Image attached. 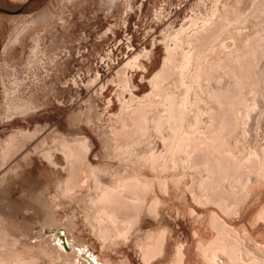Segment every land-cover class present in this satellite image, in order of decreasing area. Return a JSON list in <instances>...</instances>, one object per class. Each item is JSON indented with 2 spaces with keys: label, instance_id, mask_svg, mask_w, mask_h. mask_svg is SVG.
Wrapping results in <instances>:
<instances>
[{
  "label": "rangeland",
  "instance_id": "rangeland-1",
  "mask_svg": "<svg viewBox=\"0 0 264 264\" xmlns=\"http://www.w3.org/2000/svg\"><path fill=\"white\" fill-rule=\"evenodd\" d=\"M19 7L22 9L17 13L7 12L16 10ZM236 11H238V13L240 12V17L239 20L235 22L237 17ZM220 19L222 21L229 20L228 23H230V25L227 24L222 26L217 32H214L213 36L215 41L210 30H212L211 26L218 23ZM221 20L219 22H222ZM20 21L27 25L29 24V26L24 33V39H22L23 37L21 38L20 44H18V41V43L13 45L15 35H17L22 28V26L19 25ZM181 28L184 30L183 33L181 32V36H179L181 37V42L179 37L177 38L180 43L173 41V44L175 43V45H173L172 42H167L166 37H170L171 35V38H174L176 33L180 35V31L178 32V30H181ZM199 34L203 35L201 36L200 42H204L208 48V50L205 51L207 55L204 54L205 56L202 59V67H206L208 64H213L214 62L216 64L217 69L214 64V69L211 73L212 75L210 78L212 79H202L200 81L201 83L190 82L188 79L195 73L196 68L195 63L190 61L185 65L183 70V72L185 71V74L183 73L185 76L183 84L181 82L178 83L180 72H178V69H174L170 77H167V80H163L161 83L163 88L160 87L155 89V92V90L152 89L150 81L154 75L161 70L165 58L168 57L166 53L168 52L166 44L168 43L169 47H171L169 48L170 52L176 45L180 44V49H178L179 52L181 50L184 53H194L196 50L195 37ZM190 37L191 39H189ZM31 38L37 39L38 54L36 64L38 62L40 63L39 66H29V70L25 72L18 67L24 64L30 51L35 46V42ZM263 46L264 0H0V141L14 133V131L20 129L33 131L34 127L39 126L38 131L43 130L41 133L36 132L38 135L35 134V138L32 137L29 141V144L32 146L36 144L37 150L33 149L32 146L29 144L27 145L25 142L24 146L22 145L23 148L22 146L20 148L22 150L17 149L19 152L16 150V154H14L15 152L13 153L14 158L12 156L13 154L10 155L12 156V159H10L12 162L7 160L6 165L8 166L3 165L0 169L1 173V171H4V166H6L7 169L10 167H17L16 172H8L3 178L0 177V216L2 220L4 219L2 221L0 217V227L2 228L0 232H6L9 234L10 239L13 238L18 241L17 246L20 247H17L19 249L18 252H22L20 256L30 262V264H58L68 258L62 256L58 258L60 260L55 258L52 259L53 253L45 250L44 245L48 243V238H51L50 236L52 233H49L51 228L48 229L47 226H44V222H46L48 218H51V216L56 222L58 221L56 231H58L61 236L66 234L68 242L74 245V250H82L81 254L84 257H90L94 260L95 264H144L140 248L137 244H144L143 242L146 241L147 235L156 233L159 230L158 225H162L166 228L167 234L169 231L171 232L167 235L163 230L164 228L161 226V229L160 227L161 234L164 232V236L166 234V236L169 237L167 238L165 236V239L162 235L164 238H162V252L157 253V255L153 257L154 259L152 258L148 264H168L169 261L171 262L170 259H172L175 253L176 245L180 243L183 245H178V247L180 246L181 253L184 252V254L182 253L181 255L183 256V259L181 258L180 261L181 264H184L185 261L186 264H189V261H191L190 264H202L201 258H195L198 255V253H196V245L194 244L195 240L199 238L198 236L202 237L201 235H203V233L208 236L206 237L203 235L204 237L202 238L204 239L213 236L215 231L226 221L230 222H226V224L231 225V229L229 225L225 226L226 224H224V226L230 229V231L232 227H235L233 229L234 232L236 231V233H239L242 238L239 235L238 237L240 238H238L236 233L235 237L240 241L242 240L241 243H245L243 245L248 244L247 246L250 248H257L259 246L263 248L264 224L260 222L261 219L257 218V220H254V218L257 217L255 216L256 212L264 206V181L262 182L263 179L260 178L256 179L257 176H255L254 167L250 169V166H244V172H240L242 168H240V171L238 170L239 168L234 170V166L231 164L234 156L237 157L236 159H243L251 152L264 151ZM241 47L243 49H241ZM43 53L45 56H43ZM172 54L174 55L175 53L173 52ZM49 56H58V58L55 59L56 66L54 68L48 64ZM176 56L174 57V62L172 61L171 63L172 65L179 61V56ZM134 58H137V65L139 67L125 68L126 63L132 61ZM237 58L240 60L239 64ZM31 60H33V58H31ZM219 60L225 61L226 63L224 64L220 61L221 64L224 65L219 67L221 66ZM61 61L65 63L63 66L60 65ZM42 62L44 64L41 66ZM13 68L18 73H16ZM12 70L14 72H12ZM24 73L25 75H23ZM13 75L18 78V81H20L21 78L22 80L26 79L24 82L21 80V82H23V91L27 92V96L30 97V100L32 99L31 102L39 108H37L33 114L30 113V115L24 116L23 118L15 117L11 120H4L1 116L4 109L3 88L4 85L5 87H8L7 85L9 84L11 85V80L15 78ZM23 77L26 78L24 79ZM16 78L15 80H17ZM121 78H128L129 83L127 81V90L123 89L125 87L120 83ZM239 80L243 84L240 83ZM64 82L67 83L64 84ZM168 86L169 91L173 92L177 97L181 98V96L184 95L182 98L187 96V100L188 98L193 100L195 97L193 95L198 94L200 98L197 99V102L202 110H206L207 106L211 105L212 98L209 94L212 92L216 93V98H219L218 101H225V97L229 98L232 91L238 92V94H236L238 96L237 99L234 98L235 101L242 99V96H245V100L248 99L247 103L249 104L246 103L247 105L244 99L240 102H244L242 104H245L247 107L249 105V109L247 108L249 115L246 113L244 117L245 120L244 118L242 120V116L235 111L237 105L231 98H229V100L232 102L231 106L233 108L235 106L234 109L229 106V111L227 110L228 108L223 105L227 108L224 110L225 114H227L224 115L223 113V118H228V120L226 118V121H224L226 122L225 129L228 131H225L227 135L226 138H229L226 141L228 144H233L232 138L234 135H238V141L240 142V144L238 142L239 149H231L232 152L230 151V153L233 154V156L231 155L230 159L224 154L221 160L223 154L218 152V157V155H216L218 153L215 150V153H212L213 150H210L211 152L209 151L208 153H202L201 151L202 155L200 152L198 156L196 154H191L187 165L185 163L182 164V168H180V166L173 167L168 161L173 150L168 149V153L170 152L168 154L167 148L163 146L162 141L153 133L149 135V139H147L148 141L144 146L133 147L129 144L130 146H128V148L130 147L131 151L130 149L128 152L125 150L126 144L124 143H127V141L123 139L122 136L116 134L117 129H120V120L123 117L121 115L126 116L130 107L135 106V103L138 104L150 98L149 96L153 91L156 94L162 89H168ZM241 86L244 87H242L243 90L241 89V93H239V87ZM31 87H33V90ZM184 87L189 88V91L185 92L187 88ZM212 88L215 89L213 90ZM211 89L213 90L212 92L210 91ZM216 89L217 91H215ZM226 89L227 93L225 91ZM228 89L231 90V92L228 91ZM33 91L34 93L31 95ZM180 91H183L186 95ZM228 92L230 94H228ZM232 95L236 97L235 94ZM259 99H262V101ZM225 102L223 103L225 104ZM251 102L255 104V108L250 104ZM260 102H262L261 105ZM231 110L236 112L235 117ZM247 118L249 119L247 120ZM201 119V125H203L206 121V116H202ZM243 121H247L245 126H243L245 123L242 125ZM112 133H115V136ZM166 133L167 132H164L163 134L167 136ZM59 136H62V139H60ZM63 138L70 142L85 138L87 144H89V150L86 152V162H88L89 165L88 163L80 165L81 168L83 167L82 169H84L85 175L88 174L87 176L89 177L87 178L89 180L87 178H85L87 180H83L82 176L80 177L77 175L76 179L79 181V186L70 194V198L63 197L61 193L65 188L64 184H66L68 178V172L64 170V168L61 169L64 167L65 163L63 155L58 150L60 147H58V145L61 140H64ZM112 139L118 141H115V143ZM114 144L117 146H114ZM118 144H121L119 148ZM121 146H123V148ZM28 148L32 155L27 151ZM140 149L142 151H140ZM143 149L148 153H155L159 158L161 157L162 162L167 160L164 162L166 163V170H159L157 167L144 169L140 166L139 162L136 163L134 155L144 153ZM47 150L51 151L52 158L55 160L57 166L49 164L41 156L40 153ZM112 150L113 152L115 151V155H122L116 158L115 155L111 153ZM27 152H29L28 155L26 154L27 156L25 155L26 157H23L24 153ZM129 152L132 153L130 154ZM19 153H23V155ZM210 153L214 154V156L211 154L212 157ZM206 154L208 155L206 156ZM209 156H211L212 159ZM22 158L25 161H23ZM118 158H121L120 160H124L125 162H121ZM219 158L220 160L216 162V159ZM13 159L17 162L13 163ZM196 160L197 162H195ZM191 162L194 164L191 165ZM215 162L219 164L211 165L214 167V169H212L213 167H211L210 164ZM223 163H225L226 166ZM131 164L135 165L133 166ZM203 164L205 166L208 165L210 168H208L211 173V175L208 173V176L210 175L209 178L205 176L206 172L203 174L205 170L200 168ZM195 166L197 169H195ZM231 166H233V168ZM192 167L194 169H192ZM198 168L202 170L200 171L201 173ZM247 169L249 170V174L246 173L248 171ZM92 170H94L93 173L97 175H92ZM95 170L97 171L95 172ZM108 170L111 171L109 172ZM194 170L198 171L201 174L199 177L202 176L201 178H203L199 186L196 185L198 182L197 178H199L197 176L198 172H195V175ZM213 170L214 173L212 172ZM217 170H219V172ZM250 172L252 173L250 174ZM235 173H237L236 177L240 180V183L236 185L238 187L241 185L238 188L239 190H237L234 185L236 183L232 178ZM242 174L245 175L243 176ZM132 176L147 182L151 186V188L148 189L150 192H147L148 195L146 194V203L152 201L150 199L152 196H155L159 200L162 198L161 201H163L159 202L158 200V206H155L157 207V209H155L156 212L150 211L145 213L140 211L138 213L139 215L137 216L140 217L139 219L141 221H138V218L136 220L139 223H137V221L134 223L135 219L131 221L128 229L130 233H128L129 235L127 233L125 234L126 236L122 238L124 241L122 239L121 241L117 239L115 243H113V246L112 243H104V246V244L100 243L94 236L92 228L88 225L86 219V215L89 213L88 207L86 208V200H89L91 196L93 197L96 191L94 179H98L103 183H110L112 181L117 182L116 180L118 178L123 179ZM226 176L232 178L234 184L232 183L231 185V180L227 179ZM177 177L179 179L176 183L178 186L176 184L171 185L173 179ZM204 177H206V179L212 177L213 179L211 178L206 181ZM254 178L257 181H261L259 182L260 185L259 183L257 184L259 185L258 187L254 184L257 183ZM108 179L110 181H108ZM143 179H147V181ZM194 179L197 180L196 183ZM241 179L243 180L242 183ZM248 179L254 180L252 181L254 185L251 184L253 187H250V184V186L248 185L250 188L249 190L247 189L248 187H246V185L250 183ZM224 180H226L225 183L227 181L228 183L225 184ZM209 181H211V183H209ZM163 182H166V187L162 186L164 185L161 184ZM221 182L224 183L223 185L229 186V188L224 187ZM202 183L205 186H202ZM229 183L231 187L233 186L232 189L235 187V190H231L230 185H228ZM219 184H221L222 188L224 187L223 189H226L222 192L223 189L219 186L220 192L223 194V196H221L224 198L227 196L228 200L227 197L226 200L229 204L223 199L225 204L221 203L222 200L218 197L221 202L219 201V204L217 199L216 203H218L216 204V208L218 209L220 206H223V209L221 207L220 212H222L220 213L218 211L217 214L215 211L216 205L213 207L210 206V204L217 198L215 193L219 192L217 188ZM244 185L245 187H243ZM197 187H199V189H197ZM160 188L164 192L161 190L159 191ZM200 188H202V190ZM206 188L207 190H211V188L212 190L214 189L212 193L206 191L208 195H205L211 196L215 194L214 196L216 198L214 196L210 197V200L215 198L212 202L208 199L209 197H206L207 201L205 197L202 198ZM245 188L248 192L251 188H255L252 189L253 191L255 190V192L251 191V193L247 194V192L245 193ZM241 189L243 190L241 191ZM170 190H174L175 192H170ZM197 193L198 195L203 194L202 196L200 195L199 198L205 201L194 199ZM225 193L226 195L224 196ZM243 193L247 194V201L243 200L245 198ZM80 198L84 199L81 200ZM83 200H85L86 203ZM238 200H241V202ZM202 202L206 203L203 204ZM207 202H209V204H207ZM241 203L245 205L243 206ZM222 204L226 205L227 208L226 206L224 208ZM234 205H236L237 208L238 206L241 207L240 210L235 207L237 209H235V214L231 211L234 210L232 208ZM85 208L88 210V213L84 212L87 211ZM211 209L213 211H211ZM225 209H227V211H225ZM228 210L231 212L230 215H228ZM223 211L228 213L224 215ZM237 211L240 212L238 213ZM154 212L159 213L158 216L156 214L157 218ZM212 212L218 215H215V217L217 216L218 221L222 220V223H217L218 221L215 220L216 225L209 224L208 227L213 226V229L212 227H209V229L206 226L208 224V222L206 224V221L209 215L213 214ZM236 212L238 214H236ZM194 213L198 216V219H203L200 220L201 224L196 218L192 220L195 216ZM254 221H257V223L255 222L254 224ZM1 222L4 223L2 224ZM67 224L72 226H67ZM241 226L243 228L242 230ZM214 228L215 231L213 233L211 231L214 230ZM236 228H240L241 231H237ZM194 230H197V232H195L196 235L193 233ZM132 232L134 233L131 234ZM231 232L234 233L233 231ZM133 235L135 236L133 237ZM247 235L248 237H246ZM250 237L251 240H249ZM57 238L59 245L63 248V244H66L65 241L60 237ZM248 240L250 243L247 242ZM57 241L53 243L55 244ZM64 250L67 253L70 252L67 250V247ZM193 251H195V253H193ZM190 254H193L192 257ZM30 257L34 261L30 260ZM68 260L69 264H73L69 258ZM80 263L89 264L83 258H80L79 264Z\"/></svg>",
  "mask_w": 264,
  "mask_h": 264
},
{
  "label": "bare ground",
  "instance_id": "bare-ground-1",
  "mask_svg": "<svg viewBox=\"0 0 264 264\" xmlns=\"http://www.w3.org/2000/svg\"><path fill=\"white\" fill-rule=\"evenodd\" d=\"M255 2V1H254ZM242 12V11H241ZM236 13H237V17H236V19H235V22L236 21H238L239 20V15H240V12L238 13V11H236ZM241 15H243V14H241ZM228 18V17H227ZM233 18V17H232ZM226 19V18H225ZM248 19H249V17H248ZM221 20V19H220ZM219 20V21H220ZM218 21V23H216V24H214V26H211L212 27V30H210V33H211V35L213 36V34H214V32H217V30L220 28V27H222V26H225V25H230V23H228L229 22V20H225V21H222V22H219ZM33 22V21H32ZM211 22V21H210ZM34 24V23H33ZM212 24V23H211ZM19 25H21L22 26V28L20 29V31H19V33H17V35H15V38H14V41H13V45L14 44H16V43H18V41H19V43L18 44H20V41L22 40V39H24V33H25V31L28 29L27 27L29 26V24L27 25L26 23H24V22H21L20 21V23H19ZM31 25H32V23H31ZM237 25V24H236ZM207 27V26H206ZM30 28V27H29ZM193 28V27H192ZM207 29V28H206ZM211 29V28H210ZM181 30H182V28H181ZM178 30V32L180 31V35H179V33L177 34L176 32V35H174V38H171V35H170V37H166L165 39L167 40V42L168 41H170V42H172V44H173V41H176L177 43L179 42L178 41V38L177 37H179V36H181V34L183 33V31L184 30ZM182 32V33H181ZM204 32V31H203ZM222 32H223V30H222ZM174 33V34H175ZM208 33V32H207ZM206 33V34H207ZM172 34V33H171ZM202 34V33H201ZM173 35V34H172ZM208 35V34H207ZM218 35V34H217ZM201 36H203V35H198V36H196L195 37V42H196V50H195V52L194 53H184V52H182L181 50H180V52L178 51V49H180V44H178V45H176V47L174 48V49H172L171 50V52H170V50H169V48H171V47H169V44L167 43L166 45V49H167V51L168 52H166L167 53V58H165V60H164V62H163V65H162V68H161V70L157 73V74H155L154 75V77L151 79V81H150V84L152 85V89L153 90H155V89H158V88H160V87H162L163 88V86H161V83L163 82V80L165 81V80H167V77L169 78L170 77V75L172 74V71L174 70V69H178L179 71L178 72H180V77H179V81H178V83L179 82H181L182 84H183V81H184V79H185V76H184V72H183V70H184V67H185V65L188 63V62H194L195 63V66H196V68H195V73L193 74V75H191L190 77H189V79L188 80H190V82H193V83H199L202 79H209L210 77H211V73H212V71H213V69H214V64H215V62L213 63V64H208L206 67H202V59L204 58V54H206V50H208V48H207V45H205L204 44V42L202 43V42H200V40H201ZM211 36V37H212ZM23 37V38H22ZM173 37V36H172ZM193 37V36H192ZM205 37V36H204ZM207 37V36H206ZM22 38V39H21ZM180 38V42H181V37H179ZM34 42H35V46H34V48L30 51V54L28 55V57H27V59H26V61L24 62V64L21 66V67H18L19 69H21V70H23V71H25V72H27L28 70H29V66H39V63L40 62H38L37 64H36V62H37V60H36V58H37V54H38V48H37V39L36 38H31ZM30 39V40H31ZM189 39H191V37L189 38ZM211 39V38H210ZM213 39L215 40V38H214V36H213ZM205 40V39H204ZM189 41V40H188ZM187 41V42H188ZM209 41V40H208ZM216 41V40H215ZM25 42V41H24ZM179 42V43H180ZM211 42H212V39H211ZM22 44H24V43H22ZM171 44V45H172ZM186 44V43H185ZM207 44V43H206ZM10 45V44H9ZM8 45V46H9ZM173 45H175V43L173 44ZM242 46V45H241ZM245 46V45H244ZM11 47H12V43H11ZM208 47H209V45H208ZM264 47V46H263ZM195 48V47H194ZM207 48V49H206ZM241 49H243L242 47H241ZM194 51V50H193ZM175 53L174 55L172 54V53ZM146 54V53H145ZM176 55H178L179 56V61H178V63H174V65H172L171 63H172V61L174 62V57L176 56ZM207 55V54H206ZM43 56H45V54L43 53ZM50 58H48L49 60H48V64L50 65V66H52L53 68L56 66V60L55 59H57L58 58V56H49ZM137 57V56H136ZM177 57V56H176ZM31 58H33V60H31ZM217 58V57H216ZM243 58H245V57H243ZM237 60H239L238 58H237ZM243 60V59H242ZM241 60V61H242ZM221 60H219V62H220ZM231 61V60H230ZM221 62H223L224 64L226 63L225 61H221ZM221 62H220V65L221 66H219V67H222V65H224V64H221ZM237 62V61H236ZM239 62H240V60L238 61V64H239ZM243 62V61H242ZM137 63H138V60H137V58H134L132 61H129V62H127L126 63V65H125V68L126 67H139L138 65H137ZM34 64H36V65H34ZM44 63L42 62V64H41V66L43 65ZM65 63L63 62V61H61V64L60 65H64ZM190 64V63H189ZM219 67H218V69H219ZM238 67V66H237ZM240 67V66H239ZM215 68H216V64H215ZM226 68V67H225ZM241 68V67H240ZM239 68V69H240ZM17 69V68H16ZM18 69V70H19ZM194 69V68H193ZM217 69V68H216ZM238 69V70H239ZM13 70H15L14 68H13ZM12 70V72H14ZM124 70V69H123ZM223 70V69H222ZM241 70V69H240ZM16 71V70H15ZM247 71V70H246ZM11 72V73H12ZM176 72V71H175ZM174 72V73H175ZM16 73H18L17 71H16ZM20 73V72H19ZM23 73V72H22ZM21 73V74H22ZM184 73V74H183ZM20 74V75H21ZM176 74H177V72H176ZM246 74V73H245ZM16 75V74H15ZM15 75H13L15 78H16V76ZM23 75H25V73L23 74ZM175 75V74H174ZM179 75V74H178ZM20 77V76H19ZM15 78H13V80H11V85L9 84V85H7L8 87H5V85H4V88H3V93H4V109H3V113H2V118L4 119V120H11V119H13V118H15V117H24V116H27V115H30V113H32L33 114V112H35L36 110H37V108H39V107H37L35 104H33L32 102H31V100H30V97H28L27 96V92L26 91H23L24 89H23V87H22V84H23V82L26 80L24 77V79L25 80H22V78H21V80L23 81V82H21V80L20 81H18V78H16L17 80H15ZM166 78V79H165ZM172 78V77H171ZM235 78V77H234ZM242 78V77H241ZM94 79V78H93ZM210 79H212V78H210ZM96 80V79H95ZM178 80V79H177ZM176 80V81H177ZM127 81H128V78L126 79V78H121L120 79V83L123 85V87H125V88H123L124 90H127ZM33 82H35V81H33ZM171 82V81H170ZM217 82V81H216ZM239 82L240 83H242L240 80H239ZM65 83H67V82H64V84ZM128 83H129V81H128ZM167 83V82H166ZM201 83V82H200ZM205 83H206V81H205ZM210 83V82H209ZM239 83V84H240ZM27 84V83H26ZM29 84V83H28ZM32 84V83H31ZM172 84V83H171ZM243 84V83H242ZM241 84V85H242ZM30 85V84H29ZM33 85V84H32ZM31 85V86H32ZM35 85H37V84H35ZM89 85V84H88ZM92 85H93V83H92ZM179 85V84H178ZM235 85V84H234ZM238 85V84H237ZM180 86V85H179ZM205 86V85H204ZM207 86V85H206ZM240 86V85H239ZM245 86V85H244ZM244 86H241V87H239V89H240V92L239 93H241V89H242V87H244ZM25 87V86H24ZM39 87V86H38ZM173 87V86H172ZM182 87V86H181ZM189 87V86H188ZM27 88V87H26ZM25 88V89H26ZM30 88V87H29ZM28 88V89H29ZM33 87H31V89H32ZM40 88V87H39ZM184 88H187V87H184ZM183 88V89H184ZM211 88V87H210ZM183 89H181V90H183ZM195 89V88H194ZM213 89V88H212ZM210 90L211 92L215 89H213V90ZM219 89H221V88H219ZM230 89V88H229ZM228 89V91H230L231 92V90H229ZM33 90V89H32ZM152 90V91H153ZM174 90V89H173ZM176 90V89H175ZM185 90V89H184ZM183 90V91H184ZM243 90V89H242ZM178 91V90H177ZM183 91H180V92H182V93H184ZM189 91V88H187L186 89V91L185 92H188ZM201 91V90H200ZM215 91H217V89L215 90ZM226 91V93H227V89L225 90ZM239 91V90H238ZM36 92V91H35ZM155 92H156V90H155ZM155 92L153 91L152 93H151V95L149 96L150 98H146L147 100H145V101H142V102H140V103H135L136 105L135 106H133V107H130V109H129V111H128V109H127V111H128V113H127V115L125 116V115H121V116H123L122 118H121V125H120V129L118 130L117 129V131H116V134H118L119 136H122V138L123 139H125L126 141H127V143L125 142L124 144H126L125 146H126V149H125V147H124V149L128 152V150L130 149V147L128 148V146H130V145H132L133 147L134 146H144L145 144H146V142L148 141L147 139H149V135L151 134V133H153V134H155L157 137H158V139H160L161 141H162V143H163V146H165L166 148H167V153H168V149H170V150H173L172 151V153L170 154V156H169V159H168V157H167V159H168V161H169V163H171L172 164V166L173 167H179L180 166V168H182L181 167V165L182 164H186L187 165V162H188V159H190V156H191V154H196L197 156L199 155V152H200V154H201V151H202V153L203 152H209L210 150L212 151H216L217 153L219 152V153H222L223 154V156L221 157V160L223 159V157H224V154L226 155V156H228L229 157V159L231 158V155L233 156V154H231L230 153V151L232 152V150L233 149H237L239 146H238V135H234V137L232 138L233 140V144L232 143H227V141L226 140H228L226 137H227V135H226V133H225V131H227L226 129H225V124H226V122H224V121H226L225 119L227 118L226 116H224V117H226V118H223V113H224V115H226L225 114V108L227 109V110H229L230 111V108L232 107L231 105V100H233L234 101V103L237 105V107H236V109H235V111L237 112V113H239V115L240 116H242V120H243V118L245 117V115H246V113L248 114V107H249V105H248V107L246 106L247 104H249V103H247V100H245L244 99V97L245 96H242V99H240L239 101H235V99H237V95L236 94H238V92H233L232 91V93L230 94L229 92H228V94H230L229 95V98H231V100H229V98H228V100H227V98L225 97V101H229V102H225V101H218L219 100V98H216V96L217 95H215L216 93L215 92H212V93H208L209 95H210V97L212 98V100H211V105H208L207 106V108H206V110H202L201 109V107H199L198 106V100L197 99H199L200 97H198V94H195V95H193V96H195L194 97V99L193 100H190L189 98H188V100H187V96H185L184 98H182L183 96H181V98L180 97H177L173 92H171V91H169V86H168V89L167 88H165V89H162V90H160V92L159 93H156L155 94ZM193 92V91H192ZM29 93H30V91H29ZM32 94L31 95H33V93H34V91L33 92H31ZM26 94V95H25ZM131 94V93H130ZM179 94V93H178ZM185 94V93H184ZM202 94V93H201ZM208 94H205V95H208ZM219 94V93H218ZM227 94V95H228ZM232 94H235L236 95V97H233L234 95H232ZM180 95H181V93H180ZM186 95V94H185ZM231 95H232V97H231ZM159 96V97H158ZM220 96H222V95H220ZM219 96V97H220ZM225 96H226V94H225ZM240 96H241V94H240ZM263 96V95H262ZM33 97V96H32ZM203 97V96H202ZM208 97V96H207ZM264 97V96H263ZM33 98H35V97H33ZM224 98V97H223ZM233 98V99H232ZM235 98V99H234ZM262 98V97H261ZM221 99V98H220ZM239 99V98H238ZM243 99L245 100V104H242V103H244V102H242V103H240L241 101H243ZM263 99V98H262ZM262 99H259V100H261L262 101ZM190 100V101H189ZM210 100V99H209ZM258 100V99H257ZM34 101V100H33ZM252 101V100H251ZM223 102H225V104L223 103ZM250 102V101H249ZM233 103V104H234ZM237 103H239V104H237ZM256 103V102H255ZM127 104V103H126ZM253 107L255 106V104L253 103V102H251L250 103ZM254 104V105H253ZM262 104V102H260V105ZM123 105V104H122ZM223 105H225V106H223ZM238 105H239V107H238ZM132 106V105H131ZM229 106H230V108H229ZM124 107V106H123ZM251 107V106H250ZM253 107H251V108H253ZM234 108H235V106H234ZM233 107H232V109H234ZM248 108V109H247ZM255 108V107H254ZM205 109V108H204ZM126 110V109H125ZM252 110V109H251ZM259 110V109H258ZM224 111V112H223ZM247 111V112H246ZM259 111H261V110H259ZM124 112V111H123ZM226 112H228V111H226ZM231 112H233V115H234V117L236 116V112H234V110L232 111L231 110ZM252 112V111H251ZM203 114H205V115H203ZM261 114V113H260ZM249 115V114H248ZM248 115H247V117H248ZM202 116H206V121H205V123L203 124V125H201V123H202V119H201V117ZM249 118H247V120H248ZM227 120H228V118H227ZM244 120H245V118H244ZM119 121V122H120ZM238 121V120H237ZM236 121V122H237ZM235 122V121H234ZM233 122V123H234ZM247 122V121H246ZM246 122H244L243 121V123H242V125L243 126H245L246 125ZM227 124H228V121H227ZM236 124V123H235ZM239 124V123H238ZM236 126V125H235ZM38 127V128H37ZM37 127H34V129H33V131H26V130H17V131H14V133H12L11 135H9V136H7V137H5V138H3L1 141H0V169L2 168V166L3 165H6V161L7 160H10V159H12L11 157L13 156V158H14V154H16V150L17 149H19V150H22V149H20L21 148V146L23 145L24 146V143L26 142L27 143V145L30 143L29 141H30V139H32V137H34L35 138V134H37L38 135V133L40 132L41 133V131H43V130H39L38 131V129H39V126H37ZM117 128V127H116ZM226 128H227V125H226ZM40 129H41V127H40ZM43 129V128H42ZM115 129V128H114ZM113 129V130H114ZM36 132H38V133H36ZM164 132H167L166 134H167V136H165L163 133ZM228 132V131H227ZM113 135L115 134V133H112ZM36 135V136H37ZM247 135V134H246ZM115 136V135H114ZM113 136V137H114ZM152 136V135H151ZM151 136H150V138H151ZM229 136V135H228ZM60 137V139H62V136H59ZM112 137V136H111ZM230 137V136H229ZM115 138V137H114ZM113 138V139H114ZM117 138V137H116ZM1 139V138H0ZM64 139V138H63ZM112 139V140H113ZM36 140V139H35ZM28 141V142H27ZM114 141V140H113ZM116 141V140H115ZM114 141V142H115ZM118 141V140H117ZM116 141V142H117ZM120 141V140H119ZM35 142V141H34ZM115 142V143H116ZM129 142V143H128ZM119 143V142H118ZM120 143H123V142H120ZM149 143V142H148ZM32 144H33V141H32ZM130 144V145H129ZM239 144H240V142H239ZM30 145V144H29ZM88 145L89 144H87V142H86V139L85 138H83V139H79V140H74V141H66V139H64V140H61L60 141V144L58 145V147H59V151H60V153L63 155V158H64V163H65V165H64V167H62L61 169H63L64 168V170H66L67 172H68V178H67V181H66V184H64V186H65V188H64V190L61 192L62 193V195H63V197H66V198H70L71 196H70V194H72L74 191H75V189H77V187L79 186V181H77V179H76V177H77V175H79L80 177L82 176L83 177V180H87L88 178L87 177H89V176H87L88 174H86L85 175V171H84V169H82L81 167H80V165H82V164H85V163H88V162H86V152H88ZM119 145H121V144H118V148H119ZM242 145V144H241ZM23 146H22V148H23ZM30 146H32V145H30ZM29 146V147H30ZM114 146H117V145H115L114 144ZM124 146V145H123ZM123 146H121L122 148H123ZM131 146V147H132ZM33 149H36L37 150V147H36V144H34L33 146ZM36 147V148H35ZM116 148V147H115ZM147 148V147H146ZM240 148V147H239ZM238 148V149H239ZM243 148V147H242ZM32 149V148H31ZM30 149V150H31ZM114 149V148H113ZM232 149V150H231ZM19 150H17L18 152H19ZM27 150V149H26ZM119 150V149H118ZM121 150V149H120ZM138 150H139V148H138ZM243 150V149H242ZM27 151H29V148H28V150ZM33 151H35V150H33ZM126 151H125V153H126ZM130 151H131V149H130ZM140 151H142L141 149H140ZM143 151H144V149H143ZM166 151V150H165ZM210 151V152H211ZM212 151V153H215V151L213 152ZM238 151V150H237ZM240 151V150H239ZM15 152V153H14ZM23 152V151H22ZM30 152V151H29ZM29 152H27V153H24V155H23V153L21 154V153H19V154H21V155H23V157L27 154L28 155V153ZM123 152H124V150H123ZM132 152L134 153V151H133V149H132ZM131 152V153H132ZM14 153V154H13ZM33 153H36V152H33ZM111 153H113L114 155H115V151L113 152V150H112V152ZM130 153V152H129ZM130 153V154H131ZM137 153H138V151H137ZM170 153V152H169ZM168 153V154H169ZM204 153V154H205ZM212 153H210V155L212 154ZM219 153L218 154H216V155H218V157H219ZM241 153V152H240ZM13 154V155H12ZM30 154H31V152H30ZM41 154V156L49 163V164H52V165H56V162H55V160H53V158H52V154H51V151H49V150H47V151H44V152H41L40 153ZM124 154V153H123ZM128 154V153H127ZM203 154V155H204ZM10 155H12V156H10ZM26 155V156H27ZM32 155V154H31ZM122 155V154H121ZM121 155H115V157L117 158V157H119V156H121ZM129 155V154H128ZM202 155V154H201ZM208 154H206V156H207ZM213 156H214V154H212ZM211 155V156H212ZM25 156V157H26ZM161 156H163V155H161ZM164 156H165V153H164ZM211 156H209V157H211ZM212 156V157H213ZM10 157V158H9ZM15 157H17V156H15ZM114 157V156H113ZM134 157H135V162L137 163V162H139L140 163V166L142 167V168H155V167H157V168H159V170H166L165 169V167H166V163H164V162H166V161H161V157L159 158V156H157L155 153H148L147 151H144V153H139V154H135L134 155ZM194 157H196V156H194ZM212 157H211V159H212ZM217 157V156H216ZM239 157V156H238ZM29 158V157H28ZM31 158V157H30ZM122 158V157H121ZM121 158H118L119 160L121 159ZM165 158V157H164ZM192 158V157H191ZM237 157H235L234 156V159H232L233 161H232V163L231 164H233V166H234V170H236V169H238L239 171H240V168H242V170L240 171V172H242L243 171V168H245L244 166H250V169H252V167H254L255 169H254V171H255V176H257L256 177V179L257 178H260V179H263L262 180V182L264 181V151H262V152H251L249 155H247V157H245V158H243V159H236ZM17 159V158H16ZM23 159V158H22ZM128 159H129V157H128ZM194 159V158H193ZM192 159V160H193ZM202 159V158H201ZM209 159V158H208ZM117 160V159H116ZM125 160H127V159H125ZM191 160V161H192ZM217 160H220V158L219 159H216V162H217ZM11 161V160H10ZM13 161H14V159H13ZM23 161H25L24 159H23ZM28 161H30V160H28ZM118 161V160H117ZM121 161V160H120ZM123 162H125L124 160H122ZM121 161V162H122ZM131 161V160H130ZM230 161V160H229ZM9 162V161H8ZM7 162V163H8ZM12 162V161H11ZM11 162H9V163H11ZM17 161H14L13 163H16ZM195 162H197V160L195 161ZM208 162H209V160H208ZM214 162V161H213ZM216 162L215 163H211L210 164V166L211 165H214V164H216ZM133 163V162H132ZM164 163V164H163ZM205 163H206V161H205ZM210 163V162H209ZM226 163V162H225ZM225 163H223L224 165H225ZM229 163V162H228ZM170 164V165H171ZM192 164H194V163H192L191 162V165ZM202 164V163H201ZM208 164V163H207ZM219 163H217L216 165H218ZM18 165V164H17ZM16 165V166H17ZM88 165H89V163H88ZM131 165H133V164H131ZM135 165V164H134ZM133 165V166H134ZM139 165V164H138ZM168 165V164H167ZM196 165V164H195ZM6 166H8V165H6ZM6 166H4L5 168H4V171H1V173H0V177H2L3 178V176H5V174H7L8 172L10 173V172H16V168L17 167H10V165H9V167L10 168H6ZM57 166V165H56ZM91 166V165H90ZM190 166V165H189ZM226 166V165H225ZM233 166H231L232 168H233ZM86 167V166H85ZM171 167V166H170ZM184 167V166H183ZM187 167V166H186ZM211 167H213V166H211ZM221 167V166H220ZM222 167H224V166H222ZM88 168H90V167H88ZM156 168V169H157ZM201 169H203V170H205L204 172H203V174L205 173V176L207 177V178H209V176L211 175V173H210V168L208 167V165H201V167H200ZM200 168H198V170H199V172L200 171H202V170H200ZM209 168V169H208ZM217 168H218V166H217ZM216 168V169H217ZM226 168V167H225ZM6 169V170H5ZM141 169V168H140ZM172 169H174V168H172ZM177 169V168H176ZM188 169V168H187ZM192 169H194L193 167H192ZM195 169H197L196 168V166H195ZM212 169H214V167L212 168ZM224 169V168H223ZM223 169H222V171H223ZM249 169V168H248ZM247 169V170H248ZM3 170V169H2ZM121 170V169H120ZM148 170V169H147ZM208 170H209V172H208ZM227 170V169H226ZM225 170V171H226ZM245 170V169H244ZM76 171V172H75ZM90 171V170H89ZM93 171L94 170H92V175L93 174H96V173H93ZM97 170H95V172H96ZM109 171V170H108ZM107 171V172H108ZM111 171V170H110ZM109 171V172H110ZM134 171V170H133ZM154 171H155V169H154ZM216 171V170H215ZM218 172H219V170H217ZM233 171V170H232ZM238 171V172H239ZM88 172V171H87ZM106 172V171H105ZM140 172V171H139ZM183 172V171H182ZM195 172H198V171H196V170H194V173ZM198 172V174H197V176L199 177V175H201L200 173ZM213 173H214V170L212 171ZM244 172V171H243ZM249 172V170L246 172V173H248ZM253 172V171H252ZM252 172H250V174L252 173ZM112 173V172H111ZM120 173V172H119ZM122 173V172H121ZM208 173H210V175L208 176ZM101 174V173H100ZM106 174V173H105ZM115 174V173H114ZM125 174V173H124ZM191 174V173H190ZM223 174V173H222ZM228 174V173H227ZM249 174V173H248ZM97 175V174H96ZM140 175V174H139ZM195 175H196V173H195ZM214 175V174H213ZM231 175V174H230ZM236 175H237V173H235V175H234V177H232L233 178V181L236 183V184H234L233 182H232V178H228L227 176V179H229V180H231L230 181V183H231V185H232V183L236 186V185H238L239 183H240V180H239V178H237L236 177ZM238 175H239V173H238ZM243 175V174H242ZM245 175V174H244ZM243 175V176H244ZM109 176V175H108ZM172 176V175H171ZM190 176V175H189ZM241 176V175H240ZM242 176V177H243ZM113 177V176H112ZM139 177V176H138ZM196 177V176H195ZM202 176H200L199 178H197L198 179V182H197V184L196 185H200L201 183L200 182H202L203 181V178H201ZM206 177H204L205 179H206ZM213 177V176H212ZM212 177H210V179L212 178ZM225 177V178H226ZM236 177V178H235ZM242 177H240V178H242ZM250 177H252V176H250ZM85 178H87V179H85ZM94 178V177H93ZM115 178H116V176H115ZM114 178V179H115ZM118 178V177H117ZM149 178V177H148ZM235 178V179H234ZM248 178H249V176H248ZM104 179V178H103ZM113 179V180H114ZM172 179V178H171ZM210 179H206V181H208V180H210ZM213 179V178H212ZM247 179V178H246ZM250 179V178H249ZM248 179V182L250 181V183H248L247 185H246V187H248V185L250 184H253V182L252 181H254L255 180V178H254V180L253 179H251V180H249ZM79 180V179H78ZM89 180V179H88ZM93 180V179H92ZM143 180H146L147 181V179H143ZM158 180V179H157ZM179 179H178V177L177 178H174L173 179V182L171 183V185H173V184H176L177 183V181H178ZM195 180V179H194ZM243 180H244V178H243ZM242 179H241V183H242V181H243ZM108 181H110L109 179H108ZM117 182H108V183H103V182H100L98 179L97 180H95L94 179V187H96V191H95V195L92 197H90L89 198V200H86L87 201V203H88V206H87V203L85 202V200H83L85 203H86V208L87 209H89V213H88V210L87 211H84V212H87L88 214L86 215V219H87V222H88V225L92 228V233L94 234V236L97 238V240L100 242V243H102V244H104V243H112V246L114 245L113 243H115V241L117 240V239H120L119 241H121V239L124 237V236H126L125 234L127 233H130L129 231H128V229H129V225H130V223H131V221H133V219H135V221H134V223L138 220V221H141L139 218L140 217H138L137 215H139L138 213L140 212V211H143V212H150V211H155L156 212V210L155 209H157V207H155L156 205L158 206V200L159 199H157L155 196H152V198H150L152 201H150V203H146V194L148 195V193L150 192V190H148V189H150L151 188V186L147 183V182H145V181H141V179L139 180V178H137V177H134V176H132V177H127V178H123V179H117L116 180ZM162 181H164V180H162ZM196 181L197 180H195V183H196ZM225 181L226 180H224V183H225ZM92 182V181H91ZM150 182V181H149ZM161 182V181H160ZM223 182V181H222ZM221 182V183H222ZM252 182V183H251ZM255 182H257V183H254L255 185H257L259 182H261V181H257V180H255ZM158 183V182H157ZM180 183V182H179ZM178 183V184H179ZM204 183H205V180H204ZM209 183H211V181H209ZM224 183H222V185L224 184ZM226 183H228V181L226 182ZM225 183V184H226ZM230 183L228 184V185H230ZM246 183V182H245ZM244 183V184H245ZM264 183V182H263ZM262 183V184H263ZM156 184V183H155ZM160 184V183H159ZM159 184H157V185H159ZM161 184H164V185H162V186H164V187H166L165 185H166V182H163V183H161ZM161 184H160V186H161ZM206 184H207V182H206ZM253 184V185H254ZM262 184H261V186H262ZM151 185H152V183H151ZM177 185V184H176ZM196 185H194V186H196ZM231 185H230V188H231V190H235V187L232 189V187H231ZM249 185V186H250ZM253 185H251L250 187H253ZM259 185H260V183H259ZM259 185H257V187L259 186ZM84 186V185H83ZM92 186V185H91ZM150 186V187H149ZM161 186V187H162ZM178 186V185H177ZM202 186H205V185H203V183H202ZM201 186V187H202ZM207 186V185H206ZM211 186H212V184H211ZM219 186H221V184H219L218 186H217V188H218V191L219 192H216L215 194H216V196H217V198L214 196V195H211V196H214L215 198H216V200H214L215 198L214 197H212V198H214L213 200H214V204L213 203H211L213 200H210V197L211 196H205L206 194H207V192L209 191V193H212V191H214V189L212 190V188H211V190H207V188H206V190L203 192V194H204V196H202L203 194H200L201 196H202V198L203 197H205V200L207 201V198L206 197H209L208 199L211 201H209L211 204H210V206H215L219 201L221 202V200L223 199V200H226V197L224 198V197H222L223 196V194H221V190H220V187ZM224 187H228L229 188V186H225V185H223ZM241 185H239V187H240ZM90 187V186H89ZM223 187V188H224ZM238 186H236V188H237V190H239L238 188H239ZM243 187H245V185L243 186ZM254 187H256V186H254ZM256 187V188H257ZM158 188V187H157ZM172 188V187H171ZM202 188H205V187H202ZM202 188H200L201 190H202ZM221 188H222V186H221ZM222 188V189H223ZM259 188H261V187H259ZM93 189V188H92ZM155 189V188H154ZM174 189V188H173ZM197 189H199V187H197ZM248 190L250 189L249 187L247 188ZM252 189H255V188H251V190L248 192V190H246V188H245V193L247 192V194L248 193H251V191H253ZM258 189V188H257ZM256 189V190H257ZM161 190V188L159 189V191ZM167 190V189H166ZM175 190V189H174ZM174 190H170V192H175ZM200 190V191H201ZM226 189H223L222 190V192L223 191H225ZM243 189H241V191H242ZM162 191V190H161ZM207 191V192H206ZM230 191V190H229ZM240 191V192H241ZM93 192V191H92ZM148 192V193H147ZM162 192H164V191H162ZM161 192V193H162ZM169 192V191H168ZM232 192V191H231ZM239 192V191H238ZM244 192V191H243ZM253 192H255V190L253 191ZM90 193V192H89ZM198 193H200V192H198ZM198 193H197V195H198ZM218 193V194H217ZM220 193V194H219ZM242 193V192H241ZM76 194V193H75ZM74 194V195H75ZM91 194V193H90ZM228 195H230L229 193H227ZM236 194V193H235ZM244 194V193H243ZM247 194H244L245 195V198L243 199L244 201H247V199H246V195ZM61 195V194H60ZM92 195V194H91ZM195 196V198L194 199H197V200H200V201H205V200H201L199 197H200V195H198V196ZM208 195V194H207ZM218 195H220V196H218ZM222 195V196H221ZM226 195V193L224 194V196ZM244 195H243V197H244ZM251 195V194H250ZM241 196V195H240ZM252 196V195H251ZM218 197H220V199L221 200H219L218 199ZM74 198V197H73ZM199 198V199H198ZM81 199V198H80ZM82 199H84V198H82ZM81 199V200H82ZM162 199V198H161ZM161 199L159 200V202L161 201ZM217 199H218V202L216 203V201H217ZM242 199V198H241ZM246 199V200H245ZM80 200V201H81ZM196 200V201H197ZM222 200V202L221 203H224L225 204V201H223ZM227 200H228V197H227ZM226 200V202H228ZM234 200H237V199H234ZM242 200V201H243ZM163 201V200H162ZM161 201V202H162ZM239 201V200H238ZM237 201V202H238ZM199 202V201H198ZM209 202H207V204H209ZM220 202H219V204H220ZM231 202V201H230ZM239 202H241V200L239 201ZM81 203V202H80ZM201 203V202H200ZM203 204L204 203H206V202H202ZM232 203V202H231ZM230 203V204H231ZM202 204V205H203ZM224 204H222V205H224ZM227 204H229V202L227 203ZM237 204V203H236ZM241 204H243V206L245 205L244 203H241ZM240 204V205H241ZM238 205V204H237ZM55 206V205H54ZM219 206V205H218ZM225 206L226 205H224V208H225ZM242 206V205H241ZM217 207V205L215 206V208ZM222 207V209H223V206H220L218 209L216 208V213L218 214V211L220 212V208ZM231 207V206H230ZM236 207V205H234L232 208L234 209V210H231V211H233V213L235 214V211L238 209V210H240V206H238V208L236 209L235 208ZM226 208H227V206H226ZM231 208V209H232ZM146 209V210H145ZM185 209H186V207H185ZM213 209V208H212ZM211 209V211H213ZM229 209V208H228ZM236 209V210H235ZM145 210V211H144ZM148 210V211H147ZM188 210V209H187ZM206 210V209H205ZM189 211V210H188ZM225 211H227V209H225ZM225 211H223V213H224V215H226V213H228V212H225ZM229 211V210H228ZM154 212V215H155V217L157 218V216L159 215V213L157 212V213H155ZM191 212V211H190ZM222 212V211H221ZM220 212V213H221ZM238 212V211H237ZM236 212V214H238ZM142 213V212H141ZM213 213V212H212ZM215 212L211 215H209V217H208V220L206 221V224H207V222H208V224L206 225L207 226V228H209V227H212V229H213V226H209L208 227V225L210 224H212V225H216V221H218L217 220V214H216ZM230 211H229V214L228 215H230ZM156 214H157V216H156ZM195 214V213H194ZM207 214H209V213H207ZM47 215V214H46ZM85 215V214H84ZM188 215V214H187ZM215 215H217L216 217H215ZM227 215V216H228ZM51 216V215H50ZM192 216H194V215H192ZM195 216H196V214H195ZM193 217V219L192 220H195V218H196V220L198 219L197 217L198 216H196V217ZM255 216H257L256 218H254V220L256 219L257 220V218H259V219H261L260 220V222H263V224H264V206H262V208L261 209H259V211H257L256 212V215ZM1 217V216H0ZM142 217V216H141ZM199 217H200V215H199ZM203 217V216H202ZM216 219H215V218ZM138 218V219H137ZM159 218H160V216H159ZM204 218V217H203ZM206 218V217H205ZM221 218V217H220ZM49 219V220H48ZM47 220H46V222H44V226H47V228L48 229H50L51 228V231L49 232L50 234L52 233V235L50 236L51 238H48V243L47 244H45V242H44V246H45V250L46 251H50V253H53V258L52 259H57V260H60V259H58L59 257H64V256H66V257H68L72 262L71 263H73V264H79V260H80V258H83V259H85L86 260V262H88L89 264H95L94 263V260H92L90 257H84L82 254H81V252H82V250H74V245L72 244V243H69L68 242V238H67V235L66 234H64V235H60V233L58 232V231H56V225L58 224V221L56 222L55 221V219L51 216V218H48ZM85 219V220H86ZM137 219V220H136ZM259 219H258V221H259ZM1 220H2V217H1ZM4 220V219H3ZM2 220V221H3ZM199 221L198 222H200V220H203V219H198ZM216 220V221H215ZM230 220V219H229ZM137 221V223H139ZM224 221V220H223ZM226 221V220H225ZM86 222V223H87ZM196 222V221H195ZM205 222V221H204ZM219 222H221L222 223V220L220 221H218L217 223H219ZM226 222H228V223H230L229 221H226ZM226 222L225 223H223V225L220 227V228H218V227H215V228H218L216 231H215V228H214V230H210L211 232H213L214 233V231H215V234L213 235V236H209V238H206V239H204V238H202V237H204L203 235H205V233H203V235H201L202 237H200V236H198L199 238L197 239V240H195V242H194V244L196 245L195 247H196V253H198V255H197V257H195V258H201L200 260H201V263L202 264H264V247L263 248H261L260 246L259 247H257V248H255V247H252V248H254V249H252V248H250V247H248L247 245L248 244H246V245H243V244H245V243H241V241L238 239V238H240L241 236L239 235V233H236V231L234 232V228L235 227H232V230L231 231H233L234 233H232L231 231H230V229H231V225H229V224H226ZM232 222V221H231ZM255 222L257 223V221H254V224H255ZM2 224L4 223V222H1ZM69 223V222H68ZM158 224H159V220H158ZM167 224V223H166ZM200 224H201V222H200ZM224 224H226L225 226H227V225H229V228L230 229H228L227 227H225L224 226ZM234 224V223H233ZM233 224H232V226H233ZM70 226V224H67V226ZM132 225H133V223H132ZM131 225V226H132ZM135 225V224H134ZM203 225V224H202ZM72 226V225H71ZM70 226V227H71ZM137 226V225H136ZM162 225H158V227H159V230L156 232V233H150L149 235H147L146 237V243L145 242H143L144 244H137V246L140 248V252H141V257H142V261L144 262V264H148V263H150V261H151V259L154 257V256H156L157 255V253H160V252H162L161 250L163 249L162 247H163V244H162V235L164 236V232H166L167 230H166V228H164L163 226V230H164V232L161 234V229H162V227H161ZM193 226V225H192ZM205 226V227H206ZM217 226H219V225H217ZM160 227H161V229H160ZM203 227V226H202ZM130 228H132V227H130ZM0 229H2L1 227H0ZM210 229V228H209ZM237 229V228H236ZM235 229V230H236ZM243 228H242V226H241V230H242ZM241 231L240 230V228H238L237 229V231ZM1 231V230H0ZM128 231V232H127ZM138 231V230H137ZM245 231V230H244ZM171 231H169V233H170ZM195 232H197V230L195 231L194 230V235H196V233ZM243 232V231H242ZM134 232H132L131 234H133ZM169 233L167 234V232H166V234L167 235H169ZM202 233V232H201ZM200 233V234H201ZM235 233L237 234V237H238V235L240 236V237H235ZM245 233V232H244ZM244 233H242V234H244ZM166 234H165V236H166ZM209 234H210V232H209ZM129 235V234H128ZM128 235H127V237H128ZM135 235H133V237H134ZM164 236V238L166 239V237L168 238L169 236H166L165 237ZM206 237H208L207 236V234L205 235ZM57 237H60V238H62L64 241H65V245L67 246V250L68 251H70L69 253H67V252H65V250L59 245V242L57 241ZM246 237H248V235L246 236ZM245 237V238H246ZM163 238V239H164ZM173 238V237H172ZM242 238V237H241ZM128 239V238H127ZM247 239H249V238H247ZM246 239V240H247ZM123 240V239H122ZM169 240V239H168ZM175 240V239H174ZM173 240V241H174ZM249 240H251V237H250V239ZM249 240L247 241L248 243H250L249 242ZM56 242L57 241V243H55V244H57V245H55L53 242ZM124 241V240H123ZM127 241V240H126ZM244 241V240H243ZM136 242V241H135ZM141 242V243H142ZM18 241H16L15 239H13V238H9V234L8 233H6V232H0V264H30V262H28L26 259H24L22 256H20V253L22 254V252H18V248L17 247H19V246H17L18 244ZM53 243V244H52ZM137 243V242H136ZM175 243V242H174ZM192 243V242H191ZM109 244V245H110ZM117 244V243H116ZM177 244V243H176ZM108 245V244H107ZM118 245V244H117ZM165 245V244H164ZM178 245H181V243L180 244H177L176 245V249H175V253H174V255L172 256V259H170L171 260V262L169 261V263L170 264H181V258L183 259V256H181L182 255V253L184 254V252H182L181 253V251H180V246L178 247ZM183 245V244H182ZM181 245V246H182ZM193 245V244H192ZM252 245V244H251ZM104 246H105V244H104ZM116 246V245H115ZM187 246V245H186ZM262 246V245H261ZM26 247V246H25ZM82 247V246H81ZM107 247V246H106ZM191 247V246H190ZM20 248V247H19ZM105 248V247H104ZM186 249H187V247H186ZM192 250H193V248H192ZM45 251V252H46ZM185 251V250H184ZM167 252V251H166ZM169 252V251H168ZM173 252V251H172ZM171 252V253H172ZM24 253V252H23ZM44 253V252H43ZM186 253H187V251H186ZM189 253H190V251H189ZM193 253H195V251H193ZM28 254V253H27ZM68 254V255H67ZM83 254H84V252H83ZM163 254V253H162ZM162 254H159V255H162ZM169 254V253H168ZM167 254V255H168ZM191 255V254H190ZM193 255V254H192ZM192 255H191V257H192ZM26 256V255H25ZM189 256V255H188ZM194 256H195V254H194ZM194 256H193V259H194ZM92 257V256H91ZM169 257H171V256H169ZM168 257V258H169ZM68 258L66 259V260H63V262H61V263H58V264H69V260H68ZM51 259V258H50ZM62 259H64V258H62ZM62 259H61V261H62ZM154 259V258H153ZM163 259V258H162ZM30 260H32V261H34L33 259H31V257H30ZM56 260V261H57ZM76 260V261H75ZM158 260V259H157ZM166 260H168V259H166ZM191 260V259H190ZM200 260H198V261H200ZM192 261H194V260H192ZM197 261V260H196ZM58 262V261H57ZM158 262V261H157ZM183 262H184V260H183ZM188 262V261H187ZM190 262L191 261H189V264H190ZM155 263V262H154ZM168 263V264H169ZM194 263V262H193ZM199 263V262H198ZM80 264H85V263H80ZM153 264V263H152ZM184 264H186V261L184 262ZM194 264H196V263H194Z\"/></svg>",
  "mask_w": 264,
  "mask_h": 264
},
{
  "label": "water",
  "instance_id": "water-1",
  "mask_svg": "<svg viewBox=\"0 0 264 264\" xmlns=\"http://www.w3.org/2000/svg\"><path fill=\"white\" fill-rule=\"evenodd\" d=\"M21 9H22V8L19 7V8H17L16 10H13V11H7V12H10V13H17V12L21 11ZM66 247H67V246H66L65 244H63V248L66 249Z\"/></svg>",
  "mask_w": 264,
  "mask_h": 264
}]
</instances>
